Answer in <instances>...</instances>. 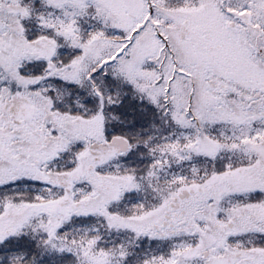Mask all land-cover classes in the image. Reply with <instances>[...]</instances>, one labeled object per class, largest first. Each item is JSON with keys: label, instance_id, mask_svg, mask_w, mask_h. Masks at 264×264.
<instances>
[{"label": "snow or ice", "instance_id": "obj_1", "mask_svg": "<svg viewBox=\"0 0 264 264\" xmlns=\"http://www.w3.org/2000/svg\"><path fill=\"white\" fill-rule=\"evenodd\" d=\"M0 264H264V0H0Z\"/></svg>", "mask_w": 264, "mask_h": 264}]
</instances>
